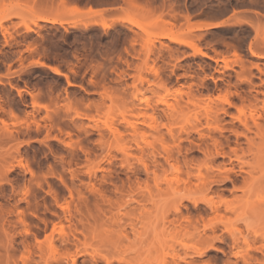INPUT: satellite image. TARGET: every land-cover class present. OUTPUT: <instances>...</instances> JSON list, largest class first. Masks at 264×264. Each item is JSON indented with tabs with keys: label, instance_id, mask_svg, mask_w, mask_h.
<instances>
[{
	"label": "rangeland",
	"instance_id": "374dc122",
	"mask_svg": "<svg viewBox=\"0 0 264 264\" xmlns=\"http://www.w3.org/2000/svg\"><path fill=\"white\" fill-rule=\"evenodd\" d=\"M53 18L60 23L45 21ZM208 22L218 24L200 27ZM251 114L264 124V0H0V264H121L123 257L183 264L184 256L195 264H244L231 253L228 229H245L236 213L216 229L226 238L215 241L219 249L202 255L161 218L179 196L264 202V139L237 119L251 125ZM215 115L219 122L209 127ZM197 129L211 130L227 152L237 145L247 150L252 138L256 154L239 161L232 153L233 178L238 185L246 175L240 167L259 162L253 179L263 185L243 191L216 182L208 191L195 177L183 182L187 167L176 171L165 156L186 158L197 174L203 149L212 147ZM137 181L143 206L127 215L131 209L114 201ZM186 199L182 212L204 228L209 208ZM245 212L264 211L252 205ZM132 219L136 232L153 235L140 239L128 227V239L120 238V226ZM261 221L247 235L257 245ZM251 251L253 263L264 264L263 253Z\"/></svg>",
	"mask_w": 264,
	"mask_h": 264
},
{
	"label": "bare ground",
	"instance_id": "6f19581e",
	"mask_svg": "<svg viewBox=\"0 0 264 264\" xmlns=\"http://www.w3.org/2000/svg\"><path fill=\"white\" fill-rule=\"evenodd\" d=\"M57 19H55V18H53V19H45V21L48 22V23H56V22H58ZM58 23H60V22H58ZM217 24L218 23H215V22L214 23H211V22L209 23L208 22V23H206L204 25H201L200 27L201 28H204V27H209L210 28V27H213V26H215ZM102 25L103 26H107L106 23H103ZM28 29H30V28L28 27ZM167 36L170 39L174 40V41H180L182 43H186V40H184V39L179 40V39H177L175 36H173L171 34L170 35H166L165 37H167ZM196 50H198V49H196ZM54 70L56 71V69H54ZM226 101L228 103H231L228 99ZM123 118L125 120H127L126 117H123ZM251 118H252V124L250 125L248 118H246V117L242 118L241 116L237 117L238 121L248 131H251L252 130V126H253V127H255L256 136L264 139V124H262L259 121V119L262 118V115H259L258 117H255L254 114H251ZM212 120L216 121V122H219V118H218L217 115H215L214 117H209L208 121H207L209 127H211ZM129 123H130V125L132 126V128L134 130H136L138 128V126H137L138 121H133V122H129ZM214 130H218V131L222 132V130H224V128L221 127V126H215ZM196 131L204 139L205 142L207 141V140H205L206 135H207V137L210 136V138L212 139V143H211L212 147H210L207 144V147L203 149L204 155H205V159L203 160V163H200L201 162L200 161L195 166V168H197V170H198L197 174L194 173V171H193L194 168L190 167L189 160H187L186 158L183 161H179V158L178 157H174V154H172V153H167V156H165L166 161L176 171H182V166H186L187 167V170L185 171L186 175H187V178L184 179L183 182H185L187 184H190L191 183V178L195 177L199 181L198 185L202 184L204 186H207L206 190H208V191L212 190V185L216 184V182H227V181H229V182H231L234 185L235 189H237V190L240 189V190H243V191H246L248 188H250L253 185V183H255V184L257 183L258 186H262L263 185V182L254 181V179H253L254 171L257 168H260V166H261V164L259 162H255L254 164H249V168L248 169H245L244 165H242L240 167V170L242 171V172L241 171L240 172L243 173V171H244V173L246 175L241 176L242 180L239 179L240 182H238L239 184L237 183L238 185H236V181L237 180H235L233 178L234 174H237V171L235 170L236 168H234L232 166L233 165V158H234L232 153L235 154L236 159L239 160V161H241L242 158H244V156L249 154V153H253V154L255 153L256 154L257 153V148L255 149L253 147L254 141H253L252 138L247 136L248 143L250 145V146H248L247 150H245L240 145H237L234 148L232 147L230 152H227L224 149V147H225L224 143L220 140V138L213 136L211 134V130H210V132H208V134L207 133L205 134L201 129H197ZM233 132L236 133V135H239V133L236 130H233ZM243 134H245V133H243ZM160 136L163 137V135H160ZM239 149L242 150L241 154H239V151H238ZM258 151H260L259 147H258ZM178 152L180 154L181 151L179 150ZM219 156L220 157H228L229 161H223L217 167L214 168L212 165H210V163L212 161H214ZM170 159H174L175 161L171 162ZM141 163H142L143 170L145 172L149 173V165L147 164V162L144 161V162H141ZM229 163H230V166L228 167L227 164H229ZM155 166L157 167L158 165L155 164ZM203 168L207 169L205 174L202 173V169ZM98 169H100V167L94 166L92 171L95 173L96 171H98ZM210 170H213L215 172H210ZM93 172H91V174H94ZM154 176L156 177V173L155 172H154ZM148 184H145L146 186H144V188L148 189L149 188ZM129 187H130V189L127 190L128 192L126 194L123 193L122 190H119L118 187H116L119 190V192L121 193V196L119 197V199H117V201H114L115 203L112 200L108 199L109 204H110L109 206L112 207V205L114 203L118 209H121V208H125L126 209L128 207V209H131V210L126 212V213H129L127 215H131L133 213L132 215L136 216V213L134 214V211H135V209L137 210L139 208V206H137V205H140V206L142 205V200H143V199H139V198L135 197L136 194L141 192V190L138 191V192H136V190L143 189V187H141V182L140 181H137L135 183V187H136L135 189H132L131 186H129ZM174 189L177 190L178 187H176ZM103 196H104V194H103ZM141 196L144 197L145 195L141 194ZM186 198H188L190 201H192L193 204H195L196 206H198L199 202H202V203L204 202V204H206L207 208H209V209H206V208L205 209H206V211L210 210L212 216L210 217V220H209L210 222L208 224H205L204 228H202V229L199 228V224H200L199 220H196L197 222L195 221L196 223L193 222V223H195V224H193L192 223V219L193 218H191L189 213L187 212L188 214L187 213L184 214L183 213L184 211L182 212V206L184 205L183 202H184V200H187ZM245 199L246 200H244V198L237 199L238 203H241L239 206H237V205L234 204L235 202L234 203L232 202V200L230 202L229 200L224 198L222 194L218 195V199L213 198V196L208 198V199L206 197L205 198L203 197L201 199H192V198H189L187 196H179L175 200L173 205L170 206V208L167 210V212L164 214V216H162V218H161L162 221L161 222H163L164 228L165 227L166 228H171V230L173 231L174 234L177 235L178 233L180 234V232L183 231L184 235H187L186 237L192 238V240H194V243L192 245H190V246L188 245L189 249L191 248L193 250V254L202 255L209 249H212V248L216 249L217 248V247H215V241L216 240H218V241H225L226 240V238L224 236L216 235L215 232H216V229H217L219 224H226L228 222L227 221V219H228L227 218V213H230V212L233 213L234 212V213H236L237 218H242L241 221L243 222V225L245 226V229L242 230L240 227H237V226H235V228H234L235 231H230V229H228V231L230 232L231 242L233 243V248L235 249L231 253H233V256H236V257L240 256L244 264H254L252 260L254 259L253 257H255V256L252 257L251 256L252 254L250 255V252H252L251 250H256L257 252L260 251V252L263 253V256H264V239L261 241V244L257 245L258 244V243L256 244L257 238H254V240H249L247 235L251 231V229L254 227L255 224H257L261 220H264V212H260L259 214H254V215L253 214L248 215L245 212V210L248 207H250L252 205H255L260 210L264 211V202L259 201L258 203H256V202L254 203V202H252L250 200V197H246ZM133 203L134 204L136 203V205L133 206L132 205ZM240 207H242L244 211L242 210L243 212L238 213V208H240ZM141 208H144V207H141ZM140 209H139V211H140ZM144 210H145V208H144ZM142 211H143V209H142ZM142 211H140V213ZM119 212H120V210H119ZM138 213L139 212H137V214ZM140 213L137 215V217L139 215L141 216L142 213L141 214ZM171 215H173V218H172ZM142 216H143V214H142ZM170 216H171V218H170ZM141 217H139V219ZM134 219H135V217H134ZM201 219H204L203 216H201ZM135 220L120 226V229L118 230L120 238H122V239L127 238L128 239V237H129L128 236L129 229H127L128 227H130V231L133 232L140 239H142L145 236L149 235L148 234L149 232L152 233V231H149V230L147 232L144 231L143 233L142 232H136V221ZM183 220L186 223H183L182 222ZM191 228L193 230H191ZM208 229L212 232V234H208L207 233ZM152 235H153V233H152ZM147 237H150V236H147ZM240 242H242V245L240 244ZM153 248H154V246L152 247V245H151V246L147 247L146 250H144V251L150 253V252L153 251ZM217 249H219V248H217ZM190 254H192V253H190ZM187 255H189V253ZM180 258H182L181 259L182 261L183 260L185 261V263H183V264H195L196 263L194 260H187L185 256L184 257H180ZM255 259H256V257H255ZM118 261H120L118 263H121V264H134L133 263V259L132 258H128V257L127 258L123 257L122 259H119ZM178 261L179 262H175V264L182 263V262H180V260H178ZM72 264H77L76 260H73ZM107 264H111V262L107 261ZM227 264H229V263L227 262ZM236 264H238V262Z\"/></svg>",
	"mask_w": 264,
	"mask_h": 264
}]
</instances>
